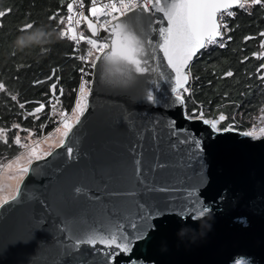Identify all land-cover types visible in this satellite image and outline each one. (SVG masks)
Instances as JSON below:
<instances>
[{
    "label": "water",
    "instance_id": "obj_1",
    "mask_svg": "<svg viewBox=\"0 0 264 264\" xmlns=\"http://www.w3.org/2000/svg\"><path fill=\"white\" fill-rule=\"evenodd\" d=\"M96 30L92 38L109 39ZM166 64L152 61L156 71L130 83L121 65L92 68L83 113L0 207V264H101L90 246L73 247L76 235L115 224L131 232L130 221L145 236L114 264H264V136L212 129L225 119H187L171 91L175 73L165 68L172 78H160ZM197 200L210 211L192 221Z\"/></svg>",
    "mask_w": 264,
    "mask_h": 264
},
{
    "label": "trees",
    "instance_id": "obj_2",
    "mask_svg": "<svg viewBox=\"0 0 264 264\" xmlns=\"http://www.w3.org/2000/svg\"><path fill=\"white\" fill-rule=\"evenodd\" d=\"M66 4L67 0H0V10L7 11L0 27V83L6 86L0 90V130H4L0 132V169L22 152L20 143L13 142L17 135L23 138L31 133L33 139H39L47 134L73 109L80 81L85 89L89 88L92 76L82 79L80 69L84 65L73 52V43L59 37L58 28L63 25L48 19L57 13L65 16ZM231 13L223 16L231 29L223 30L225 47L204 48L190 65L188 83L179 92L186 117L203 113V119L212 121L223 114L225 121L219 124L220 130L245 132L264 124V80L259 78L264 74L263 69L258 71L264 64V36L259 35L264 33V4H247ZM26 23L42 27L45 35L18 51L13 41L30 34L21 35L19 31ZM46 32L53 33V37L49 39ZM229 71L233 75L225 76ZM53 84L58 96L55 109L49 105ZM21 103L24 108H20ZM40 104L44 108L29 115ZM17 124L19 128L14 127Z\"/></svg>",
    "mask_w": 264,
    "mask_h": 264
},
{
    "label": "snow or ice",
    "instance_id": "obj_3",
    "mask_svg": "<svg viewBox=\"0 0 264 264\" xmlns=\"http://www.w3.org/2000/svg\"><path fill=\"white\" fill-rule=\"evenodd\" d=\"M91 3L92 6L89 11L93 17H98V13L110 17L103 25L105 30L110 32L109 39H104L101 42L88 38L82 32L78 34L76 28L79 27L82 21L87 23V28L91 31L92 37H96L98 32L96 24L88 21L84 12L76 11V5L73 3L67 4L68 14L66 17L57 13L48 18L49 20H55L58 26L63 25L62 28H58L60 39L70 38L76 42L77 46H79L80 41H86L91 46L87 49V55L81 54L79 57L83 63L88 62V57L92 56L93 50L101 53V55H97L91 61L92 68L99 69L105 64H117L124 67L126 69L124 83L136 80L138 74L144 75L148 72H155L156 69L151 67L152 61H157L159 65H164L166 60L167 64L161 68L160 78L171 80L172 77L164 70L165 68H170L175 73L176 86L171 91L175 94V101L183 104L184 100L179 89L187 83L188 75L184 70L187 68L189 60L200 49L205 48L209 44L217 43V38H220L219 47H225L221 29H225V31H231V29L227 27L223 19L224 13L222 9H231L233 6L243 7L245 4L261 5L264 4V0H109V3L99 7L96 4V0H91ZM79 7H85L83 0H81ZM109 7L111 11L107 10ZM114 13H118V15H114ZM145 13H148V15L145 16ZM155 13H162V16H156ZM6 14L7 11L0 10V27L3 26L2 18ZM227 14L232 15L230 12ZM164 20L167 21L165 26L153 29V25L163 24ZM145 21L146 23H144ZM108 25L111 26L110 29L107 27ZM35 29L34 24L26 23L20 27L19 31L21 35H24ZM151 31H155V36L151 35ZM259 35L264 36V33ZM227 39L230 40L231 37L229 36ZM248 39H253V37H245V40ZM262 46H264V43H262ZM75 51L76 47L73 48V52ZM159 53L163 55L160 56ZM254 55L257 54L254 53ZM244 59L247 60L248 58L245 57ZM97 61L100 63L97 64ZM243 62L241 61V63ZM260 69H264V64L259 66L258 71ZM80 71L83 76L89 74L84 68H81ZM232 75L231 71L225 73V76ZM259 78L264 80V75ZM5 88L6 86L0 83V90H5ZM51 89L53 95H55L56 85H51ZM84 90L85 84L82 83L78 91L83 94ZM74 91L76 90L74 89ZM184 91H188V89L185 88ZM60 94L63 95V89L60 90ZM11 98L16 100V96ZM147 100L150 103L158 102L152 91L147 93ZM19 106L24 108L23 103ZM43 108L44 104H40V107L34 109L29 115H35L36 112L41 111ZM186 118L190 120L203 119V113L197 117L194 112ZM219 119L224 120L225 116L221 114ZM203 122L205 124L209 123L206 119H203ZM14 127L19 128V125H14ZM64 127L71 131L66 122ZM211 127L216 130V123L212 122ZM3 131L0 130V132ZM65 135H67V132ZM244 135H252V133L246 132ZM4 142L7 143L6 137ZM13 142L16 144L20 143L18 135ZM186 142V140H180L182 144ZM196 144L199 146V141ZM68 154L69 156L72 155L71 148L68 149ZM163 166L162 164L157 165V167ZM27 172V168L21 169V174ZM137 173H139V168H137ZM19 191L20 189L17 188V193ZM160 191H165V189L161 188ZM15 199L16 196H13L12 200ZM8 203L9 201L4 199L0 203V207ZM198 203V200L193 201L192 210L187 214L192 221L203 218L210 211L207 207L198 208ZM181 218L185 217L182 215ZM129 227L132 229L131 232L127 231V229H121L119 224H115L112 228L104 230L93 229L90 232L78 234L75 237L73 247L79 250L81 245L90 246L98 255H103L101 264H114L116 256L129 253L132 250V245L142 240L145 236V230L140 224L130 221ZM97 245H102L103 247L97 248Z\"/></svg>",
    "mask_w": 264,
    "mask_h": 264
},
{
    "label": "rangeland",
    "instance_id": "obj_4",
    "mask_svg": "<svg viewBox=\"0 0 264 264\" xmlns=\"http://www.w3.org/2000/svg\"><path fill=\"white\" fill-rule=\"evenodd\" d=\"M246 5L247 4H245L243 8ZM225 14L227 13H224V15ZM86 91L87 89L84 90L83 94L80 93L78 95V99L75 105H73L74 107L71 110L68 119L66 120V123L70 128L79 119L86 107V98L88 93ZM208 121L210 122V120ZM262 129H264V124L252 127L249 130L241 133H252V135L246 136L251 138H259L264 136V131H262ZM230 130H232V128ZM216 131L221 130L217 127ZM66 132L68 133V130L64 127V124L59 123L53 130L47 134L45 133L39 139H33L31 135L20 138V145L23 148L22 152L12 160L8 162L6 161V163L0 169V203H2L4 199L10 200L13 196H15L17 188H19L21 181L26 175V173L21 174V169H28L32 162L44 158L55 148L59 147L63 142ZM9 165H11V167H9ZM235 264H246V262L236 261Z\"/></svg>",
    "mask_w": 264,
    "mask_h": 264
},
{
    "label": "built area",
    "instance_id": "obj_5",
    "mask_svg": "<svg viewBox=\"0 0 264 264\" xmlns=\"http://www.w3.org/2000/svg\"><path fill=\"white\" fill-rule=\"evenodd\" d=\"M69 3H73L74 5H76V9H75L76 11H78V12H84L85 15L87 16V18H88L91 22H93V23L96 24V26H97V28H98V31L102 30V29L104 28L103 25L105 24V21H107V20L110 19L109 16L102 15V14H99V13H98V17H93V16H92L91 13H90V11H89V9H90L91 6H92L91 0H83V3H84V5H85L84 8L79 7V5H80V3H81V0H67V4H69ZM107 3H109V0H96V4H97L98 7L101 6V5L107 4ZM67 4H66V7H65V12H66L65 17H66L67 14H68V13H67ZM107 10H108V11H111V8L109 7ZM228 12H231V11H226V12H224V13H228ZM114 15H118V13H114ZM219 15H220V14H219ZM223 30H224V29H221V32H222V33H223ZM76 32H77L78 34L82 32V33H83L85 36H87L88 38L95 39V38H92V37L88 34L87 29H86V27H85L83 21L81 22V24L79 25V27L76 28ZM223 34H224V33H223ZM69 39H70V38H69ZM96 40L102 42V40H99V39H96ZM70 41L73 43V46L76 47V51H75V52H76L78 58L80 57L81 54L87 55V49H89L91 46H90L89 44H87L86 41H80L79 46L76 45V42H75V41H73V40H71V39H70ZM219 42H220V38L217 39V43H215V44H209V45H207L205 48L210 47V46H214V47H215V46L219 45ZM100 54H101V53H99V52L93 50L92 56L88 57V62H87V63H83V62L80 60V61L82 62V64L84 65V69H86L87 72H88L91 76H92V67H91V65H90V64H91V61H92L93 59H95V57H96L97 55H100ZM87 64H88L89 66H87ZM89 74H88V75H89ZM82 76H83V74H82ZM82 81H83V80L80 81V85L82 84ZM80 85H79V87H80ZM51 90H52V89H51ZM78 90H79V88H78ZM87 91H88V90H87ZM79 94H80V93H79V91H78V92H77V97H78ZM57 103H58V96H57V95H53V91H52V95H51V98H50V100H49V105H50L51 109H55V108L57 107ZM69 115H70V113H68L66 116L62 117V118L60 119V122H59V123L64 124V123L66 122V120L68 119V116H69ZM59 123H58V124H59Z\"/></svg>",
    "mask_w": 264,
    "mask_h": 264
},
{
    "label": "clouds",
    "instance_id": "obj_6",
    "mask_svg": "<svg viewBox=\"0 0 264 264\" xmlns=\"http://www.w3.org/2000/svg\"><path fill=\"white\" fill-rule=\"evenodd\" d=\"M41 35H45V30L42 27L36 28L27 36H18L17 39L13 41V46L18 51H23L28 46L29 42L38 40ZM46 35L50 39L54 34L51 32H46Z\"/></svg>",
    "mask_w": 264,
    "mask_h": 264
}]
</instances>
